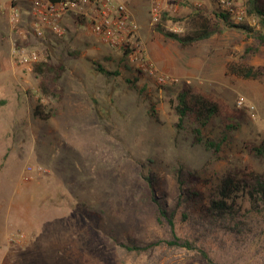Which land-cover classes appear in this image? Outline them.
Returning <instances> with one entry per match:
<instances>
[{
  "label": "rangeland",
  "instance_id": "1",
  "mask_svg": "<svg viewBox=\"0 0 264 264\" xmlns=\"http://www.w3.org/2000/svg\"><path fill=\"white\" fill-rule=\"evenodd\" d=\"M196 9L217 24L210 37L183 46L151 25L148 12L142 56L130 60L71 17L62 38L48 29L24 36L0 3V264H207L198 249L220 264H264V209L252 211L239 195L232 216L207 211L225 176L264 172V158L248 150L264 140L258 19L247 16L248 31L226 24L210 2ZM171 24L184 35L196 30L188 14L165 11L157 25ZM15 47L40 58L21 62ZM39 62L64 67L56 82L37 72ZM246 65L256 77L232 71ZM185 86L237 115L213 116L195 142L193 123L177 126L173 108ZM226 122L235 127L221 141ZM34 164L45 172L27 173ZM153 197L174 211V233L196 249L125 248L170 238Z\"/></svg>",
  "mask_w": 264,
  "mask_h": 264
},
{
  "label": "trees",
  "instance_id": "2",
  "mask_svg": "<svg viewBox=\"0 0 264 264\" xmlns=\"http://www.w3.org/2000/svg\"><path fill=\"white\" fill-rule=\"evenodd\" d=\"M246 8L249 16H253L258 19L259 30L256 31V37L260 44H264V0H246ZM214 14L221 18L229 26L246 29L248 31L253 29L245 24H230L227 20V16L217 12L216 10ZM188 22L194 25L196 29L191 35H179L172 33L164 30L160 25H156V27L157 30L164 36L178 41L183 46L210 37L216 31L217 27V24L213 22L211 18L204 15L199 9H196L188 14ZM63 68L64 67L62 65H50L45 62H39L36 64L37 72L42 73L43 75H51L54 82H56L59 78ZM232 71L246 78H254L257 76V72L249 65L239 69L233 68ZM44 91L46 92V89H44ZM175 100L173 108L178 119L177 126H182L183 122L187 119L191 120L194 125L192 132L195 142L203 141L202 129L208 124L213 116L225 115L230 117L237 115V113L223 101L213 96H208L193 87H183L177 93ZM2 102L3 101L0 100V104ZM34 113L35 115L43 114L39 105L36 107ZM234 127L235 126L232 123L226 122L221 141L226 138V133ZM204 143L207 148H211L214 151L219 150V143L209 139H206ZM248 150L252 155L264 158V140H262L259 144L250 145ZM239 195L247 197V201L252 211L258 212L259 210L264 209V172L257 173L254 171H248L240 173L239 176H225L217 186L215 194L209 200V206L207 208L208 213L211 215L217 213L218 215L223 216L233 214L232 205ZM153 199L156 201L155 197H153ZM180 199L181 196L179 195L177 205H179ZM157 210L158 219L165 220L170 227V238L159 239L146 245H124L126 249L144 251L155 245H159L162 242L169 245L184 246L190 249L197 248V246L190 240H181L174 233V211H169L164 204H160L159 202H157ZM198 250L207 264H220L214 261L203 249Z\"/></svg>",
  "mask_w": 264,
  "mask_h": 264
},
{
  "label": "built area",
  "instance_id": "3",
  "mask_svg": "<svg viewBox=\"0 0 264 264\" xmlns=\"http://www.w3.org/2000/svg\"><path fill=\"white\" fill-rule=\"evenodd\" d=\"M169 1L175 0H150L151 25L160 24L165 11L175 13ZM213 1L215 10L226 15L230 24L240 25L248 16L246 0ZM7 10L12 29L24 36L44 37V29H48L54 37L62 38L67 34L64 19L71 17L83 21L94 36L112 49L127 50L130 60H137L143 53L138 24L126 5L117 0H9ZM168 31L184 35L183 27L178 24H171ZM13 52L21 62L40 58L34 49L25 53L24 49L15 47ZM44 172L42 165L27 167L30 174L41 175Z\"/></svg>",
  "mask_w": 264,
  "mask_h": 264
},
{
  "label": "crops",
  "instance_id": "4",
  "mask_svg": "<svg viewBox=\"0 0 264 264\" xmlns=\"http://www.w3.org/2000/svg\"><path fill=\"white\" fill-rule=\"evenodd\" d=\"M8 1L9 0H0V3H2L7 8ZM117 1L126 5L131 15L138 24V33H139V26L141 24V20L144 18V16L148 17L150 0H117ZM208 2H210V4H212L213 7H215L213 0H208V1L207 0H175L174 2L169 1L168 3L171 5L175 13H178L180 15H185V14H190L192 11H195L197 7L207 6ZM70 19H71L70 17L64 19V23L66 24V26H68V22H69L68 20ZM71 23L74 24L73 20ZM139 37L143 41L144 38H142L140 34Z\"/></svg>",
  "mask_w": 264,
  "mask_h": 264
}]
</instances>
